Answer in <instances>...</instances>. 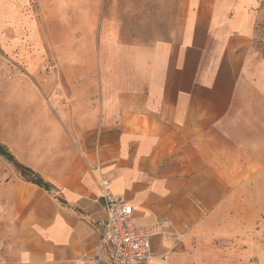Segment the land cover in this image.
Returning a JSON list of instances; mask_svg holds the SVG:
<instances>
[{
  "label": "crops",
  "instance_id": "crops-1",
  "mask_svg": "<svg viewBox=\"0 0 264 264\" xmlns=\"http://www.w3.org/2000/svg\"><path fill=\"white\" fill-rule=\"evenodd\" d=\"M247 3L187 0L171 41L141 44L113 41L101 0L56 5L61 40L87 43L57 59L86 79L59 83L60 105L11 88L43 110L11 153L51 192L0 175V264H97L102 179L138 225L163 224L152 264H264V54Z\"/></svg>",
  "mask_w": 264,
  "mask_h": 264
},
{
  "label": "rangeland",
  "instance_id": "rangeland-1",
  "mask_svg": "<svg viewBox=\"0 0 264 264\" xmlns=\"http://www.w3.org/2000/svg\"><path fill=\"white\" fill-rule=\"evenodd\" d=\"M63 1L0 0V144L18 155L22 135L37 123L43 110L40 106L36 111H26L20 100L22 93L11 88L31 86L39 91L44 103L55 100L54 104L60 105L59 83L86 79L71 67L76 64L57 59L65 49L80 50L87 45L83 41L61 40L60 22L55 15L59 14L56 5L61 8ZM101 1L106 4L105 17H113L119 27L113 41L141 44L171 41L180 27V13L187 0ZM225 1L232 7L240 0ZM247 6L255 16L254 50L264 54V0H248ZM89 43L95 52L105 41ZM37 126L42 129V124ZM0 158V175L5 173L8 178L15 167ZM2 245L0 234V249Z\"/></svg>",
  "mask_w": 264,
  "mask_h": 264
},
{
  "label": "built area",
  "instance_id": "built-area-1",
  "mask_svg": "<svg viewBox=\"0 0 264 264\" xmlns=\"http://www.w3.org/2000/svg\"><path fill=\"white\" fill-rule=\"evenodd\" d=\"M100 171V168L97 169ZM111 181L102 179L101 199L105 217L98 222L100 244L95 254L97 264H152L153 239L163 234V224L141 227L137 224L132 205L111 191ZM109 247L111 257H101V248Z\"/></svg>",
  "mask_w": 264,
  "mask_h": 264
},
{
  "label": "trees",
  "instance_id": "trees-1",
  "mask_svg": "<svg viewBox=\"0 0 264 264\" xmlns=\"http://www.w3.org/2000/svg\"><path fill=\"white\" fill-rule=\"evenodd\" d=\"M0 156L6 161L8 160L18 171L22 180L40 186L48 192H51V186L45 182L39 174H36L32 169L22 166L14 157V155L6 149L5 146L0 144Z\"/></svg>",
  "mask_w": 264,
  "mask_h": 264
}]
</instances>
